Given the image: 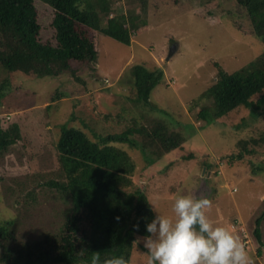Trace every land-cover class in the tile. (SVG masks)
<instances>
[{"label":"rangeland","instance_id":"obj_1","mask_svg":"<svg viewBox=\"0 0 264 264\" xmlns=\"http://www.w3.org/2000/svg\"><path fill=\"white\" fill-rule=\"evenodd\" d=\"M205 1L150 0L142 14L146 22L128 42L96 31V60L74 63L73 69L54 76L16 79L13 73L11 79L0 66V83L11 79L0 99V124L17 122L23 134L0 170L22 180L27 176L28 183L22 195L10 179L4 181L5 187L0 184V218L15 215L24 205L19 211V234L29 237L57 226L61 199L37 185L41 171L47 172V179L57 165L54 140L61 125H73L91 139L95 134L125 148L127 173L143 185L150 221L157 213L173 215L172 205L180 195L206 197L210 206L205 213L211 223L239 236L251 264H264V221L262 244L253 234L255 219L264 210V142L251 140L264 136V120L248 127L249 109L239 107L203 122L189 109L196 98L206 101L200 96L215 82L217 64L228 72L250 69L262 44L236 0ZM36 4L39 39L55 46L54 10L42 2ZM126 10L125 0H115L113 15H126ZM136 64L163 71L150 104L134 98L131 70ZM167 121L185 138L177 148L158 154L160 145L148 132L156 123L168 125ZM121 133L128 139L119 140ZM125 140L144 147L149 159L138 146L124 145ZM144 236H136L130 264H147Z\"/></svg>","mask_w":264,"mask_h":264},{"label":"trees","instance_id":"obj_2","mask_svg":"<svg viewBox=\"0 0 264 264\" xmlns=\"http://www.w3.org/2000/svg\"><path fill=\"white\" fill-rule=\"evenodd\" d=\"M149 1L125 0L126 15H113L115 0H0V66L8 71L11 79L13 73H16V79H24L54 76L73 69L71 65L74 63L93 62L97 56L94 33L97 31L128 42L132 32L138 31L146 22L142 14L147 12ZM179 1L174 0V3ZM37 2L54 10L55 46L39 39L41 25ZM236 2L245 9L253 35L262 44V51L250 69L228 72L217 64L215 82L200 96L206 101L200 102L196 98L189 109L197 120L212 122L239 107L248 108L249 127L264 120V0ZM131 71L135 100L150 104L151 92L163 78L162 69L151 70L136 64ZM11 79L6 78L0 83V99ZM167 122L168 125L156 123L148 132L161 147L158 146V154L177 148L185 138L182 131L169 127L171 121ZM121 134L119 140L128 139ZM93 136L91 139L88 133L73 125H61L54 140L57 165L47 179H44L47 172L41 171L37 185L60 197V205H63L61 218L57 226L34 235L30 233L32 236L29 237L19 234V211L24 205L15 215L0 218V264H91L96 253H99L101 264L113 256H123L130 264L136 236L147 235L145 226L150 221L151 209L143 185L127 173L130 165H127L125 148ZM22 139L17 122L0 124V168ZM251 140L264 142V136ZM123 143L138 146L149 159L144 147L130 140ZM9 179L15 187L19 186L17 193L22 195L23 186L28 185L27 176L22 180L0 170V184ZM8 188L12 187L9 185ZM25 194L31 196L32 191ZM16 203H21L20 196ZM263 221L264 210L256 217L253 230L260 244ZM258 253L261 254L260 247Z\"/></svg>","mask_w":264,"mask_h":264},{"label":"clouds","instance_id":"obj_3","mask_svg":"<svg viewBox=\"0 0 264 264\" xmlns=\"http://www.w3.org/2000/svg\"><path fill=\"white\" fill-rule=\"evenodd\" d=\"M206 197L180 195L172 205L173 215L157 213L145 226L142 237L147 264H251L238 235L228 228L213 225L205 210ZM138 238V242H139ZM91 264H101L96 253ZM103 264H129L123 256H113Z\"/></svg>","mask_w":264,"mask_h":264}]
</instances>
